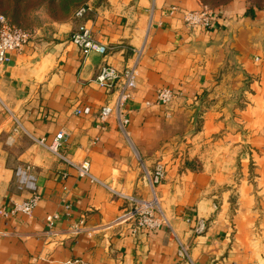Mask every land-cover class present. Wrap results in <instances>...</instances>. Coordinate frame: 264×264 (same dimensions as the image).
<instances>
[{"label":"crops","instance_id":"crops-1","mask_svg":"<svg viewBox=\"0 0 264 264\" xmlns=\"http://www.w3.org/2000/svg\"><path fill=\"white\" fill-rule=\"evenodd\" d=\"M88 5L82 20L72 13L33 29L0 66V209L29 198L14 177L22 166L40 196L30 218L0 216V264H183L177 240L188 244L191 264H264V0ZM203 9L212 27L188 31L183 14ZM78 24L108 47L105 56L83 57L68 43ZM134 49L142 54L125 137L114 119L96 126L108 98L92 80L103 65L131 64ZM159 89L174 96L165 106L154 104ZM84 108L90 115L74 114ZM14 119L21 127L12 134ZM60 132L63 155L87 161L103 186L77 178L38 143ZM157 163L165 177L151 186L146 175ZM122 197H155L166 224L133 232L115 223L133 208ZM196 219L206 230L192 238Z\"/></svg>","mask_w":264,"mask_h":264},{"label":"built area","instance_id":"built-area-1","mask_svg":"<svg viewBox=\"0 0 264 264\" xmlns=\"http://www.w3.org/2000/svg\"><path fill=\"white\" fill-rule=\"evenodd\" d=\"M90 11V6L80 7L74 14V18L82 20L86 14ZM176 9L172 8L171 13H175ZM182 21L188 29L201 28L208 30L212 27L213 15L205 9L199 12H187L183 14ZM32 39L31 33L12 25L4 17L0 16V66L8 64L10 55L12 53L20 52L24 46H26ZM68 43L76 48L83 57L89 55L105 56L108 52V47L96 42L89 32V30L83 25L78 24L72 31L68 38ZM132 61L131 64L126 65L123 69L117 70L107 65H103L99 68L92 82L100 89H103L107 95L108 101L98 110L95 116L96 126L103 129L104 125L109 119L116 121L119 132L127 137L129 126V110L127 108L134 89L136 88V82L138 78V63L141 57V50H131ZM174 98L171 91L168 89H159L155 93V105L165 106ZM146 106H150V103H146ZM75 115H90L89 108L81 110H75ZM20 129L18 121L12 120ZM17 131V129H16ZM64 134L58 133L54 137L53 141L46 145L44 141L38 143L47 149L52 155H54L58 161L66 164L73 169L77 178H86L91 183L102 185L90 174V165L87 161H82L75 164L69 161L61 152L62 143L64 142ZM151 186L159 185L165 177V171L160 163H157L153 168L150 175H146ZM14 177L22 191H26L29 194V198L25 201L14 204L10 210L0 209V216L7 217L9 214H22L28 218L32 216L34 209L37 207L40 196L37 193L35 185V177L31 173V167L22 166L14 171ZM117 195V194H116ZM133 208L121 215L115 220V223L128 222L133 232L158 231L163 225L166 224L163 218L158 202L154 197L151 202L142 203L134 198H126ZM58 220L57 215L48 216L45 219V225L48 229L53 228L55 222ZM191 236L196 238L202 235L206 230V223L201 219L191 220ZM75 234L80 233L79 228L73 229ZM178 249L177 257L183 264H191L190 256L188 253L189 246L177 240ZM72 264H86L80 260L73 261Z\"/></svg>","mask_w":264,"mask_h":264},{"label":"rangeland","instance_id":"rangeland-1","mask_svg":"<svg viewBox=\"0 0 264 264\" xmlns=\"http://www.w3.org/2000/svg\"><path fill=\"white\" fill-rule=\"evenodd\" d=\"M88 3L89 1L85 6ZM78 9L76 7L63 10L59 7V0H0V16L5 17L13 25L29 33L43 25L48 28V25L53 21H65L70 14L73 13L74 15ZM11 131L12 134L20 131L13 121ZM13 139L12 136L8 137L7 146H12Z\"/></svg>","mask_w":264,"mask_h":264},{"label":"trees","instance_id":"trees-1","mask_svg":"<svg viewBox=\"0 0 264 264\" xmlns=\"http://www.w3.org/2000/svg\"><path fill=\"white\" fill-rule=\"evenodd\" d=\"M89 0H59V7L63 10L80 8L87 4ZM5 18V17H4ZM6 19V18H5ZM7 20V19H6ZM11 23V22H10ZM12 24V23H11ZM13 25V24H12ZM15 26V25H14ZM17 27V26H16Z\"/></svg>","mask_w":264,"mask_h":264},{"label":"water","instance_id":"water-1","mask_svg":"<svg viewBox=\"0 0 264 264\" xmlns=\"http://www.w3.org/2000/svg\"><path fill=\"white\" fill-rule=\"evenodd\" d=\"M185 28H186V27H185ZM187 30H188V31H191V29H188V28H187Z\"/></svg>","mask_w":264,"mask_h":264}]
</instances>
